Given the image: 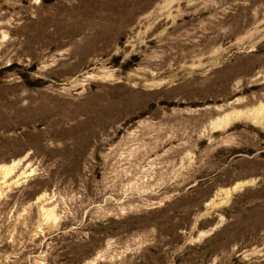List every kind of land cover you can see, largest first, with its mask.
<instances>
[{
    "label": "rangeland",
    "instance_id": "obj_1",
    "mask_svg": "<svg viewBox=\"0 0 264 264\" xmlns=\"http://www.w3.org/2000/svg\"><path fill=\"white\" fill-rule=\"evenodd\" d=\"M0 264H264V0H0Z\"/></svg>",
    "mask_w": 264,
    "mask_h": 264
}]
</instances>
